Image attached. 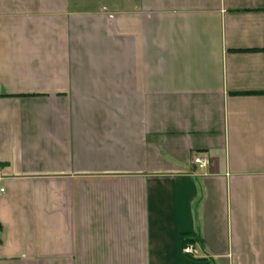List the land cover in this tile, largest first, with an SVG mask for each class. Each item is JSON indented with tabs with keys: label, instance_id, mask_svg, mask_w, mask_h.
<instances>
[{
	"label": "crops",
	"instance_id": "0c3cea01",
	"mask_svg": "<svg viewBox=\"0 0 264 264\" xmlns=\"http://www.w3.org/2000/svg\"><path fill=\"white\" fill-rule=\"evenodd\" d=\"M0 187V264H264V0H0Z\"/></svg>",
	"mask_w": 264,
	"mask_h": 264
},
{
	"label": "built area",
	"instance_id": "2783aa9c",
	"mask_svg": "<svg viewBox=\"0 0 264 264\" xmlns=\"http://www.w3.org/2000/svg\"><path fill=\"white\" fill-rule=\"evenodd\" d=\"M193 162L198 167V169L202 170L208 163V159L198 154L193 155ZM4 188L0 187V195L4 194ZM183 253L191 256L196 259L199 257V251L193 244H188L183 249Z\"/></svg>",
	"mask_w": 264,
	"mask_h": 264
}]
</instances>
